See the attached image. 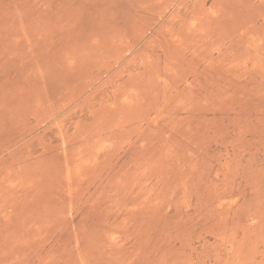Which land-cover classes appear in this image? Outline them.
I'll return each mask as SVG.
<instances>
[{
	"label": "rangeland",
	"instance_id": "obj_1",
	"mask_svg": "<svg viewBox=\"0 0 264 264\" xmlns=\"http://www.w3.org/2000/svg\"><path fill=\"white\" fill-rule=\"evenodd\" d=\"M0 264H264V0H0Z\"/></svg>",
	"mask_w": 264,
	"mask_h": 264
}]
</instances>
